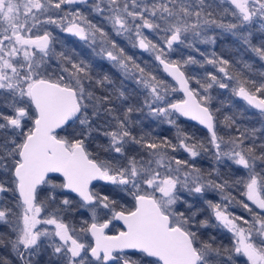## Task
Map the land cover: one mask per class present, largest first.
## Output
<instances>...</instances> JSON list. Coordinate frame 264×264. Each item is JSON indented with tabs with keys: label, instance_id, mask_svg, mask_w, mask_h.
<instances>
[{
	"label": "snow or ice",
	"instance_id": "snow-or-ice-1",
	"mask_svg": "<svg viewBox=\"0 0 264 264\" xmlns=\"http://www.w3.org/2000/svg\"><path fill=\"white\" fill-rule=\"evenodd\" d=\"M0 264H264V0H0Z\"/></svg>",
	"mask_w": 264,
	"mask_h": 264
},
{
	"label": "trees",
	"instance_id": "trees-1",
	"mask_svg": "<svg viewBox=\"0 0 264 264\" xmlns=\"http://www.w3.org/2000/svg\"><path fill=\"white\" fill-rule=\"evenodd\" d=\"M229 43H230V41H229ZM224 46L227 47L228 44L225 43ZM218 50H219V48H218ZM145 55H146V54H145ZM197 70H198V71H201V70H199V69H197ZM209 70H210V69H209ZM216 92H217V93H220L221 90H218V89H217ZM175 95H176V96H180L181 94H180V93H177V94H175ZM226 96H227V94L225 93L224 95H221L220 98H221V99H225ZM236 103H237V105H240V104H242L243 102H241V101H236ZM224 111L227 112L228 109H225ZM253 119L255 120V118H253ZM189 123H193V122H189ZM197 127H198V126H197ZM237 211H239V210L237 209Z\"/></svg>",
	"mask_w": 264,
	"mask_h": 264
},
{
	"label": "water",
	"instance_id": "water-1",
	"mask_svg": "<svg viewBox=\"0 0 264 264\" xmlns=\"http://www.w3.org/2000/svg\"><path fill=\"white\" fill-rule=\"evenodd\" d=\"M182 95V94H181ZM194 123V122H193Z\"/></svg>",
	"mask_w": 264,
	"mask_h": 264
}]
</instances>
